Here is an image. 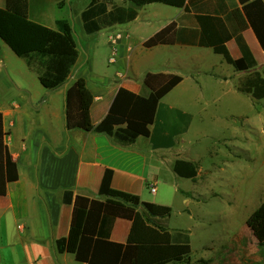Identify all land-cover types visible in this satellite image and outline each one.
I'll return each instance as SVG.
<instances>
[{
  "label": "crops",
  "instance_id": "obj_1",
  "mask_svg": "<svg viewBox=\"0 0 264 264\" xmlns=\"http://www.w3.org/2000/svg\"><path fill=\"white\" fill-rule=\"evenodd\" d=\"M27 1L32 21L53 29L57 20L67 19L72 24L78 58L70 77L71 80L83 77L93 95L89 110L93 125L105 117L120 88L148 95L149 89L143 82L146 72L178 74L182 80L158 102L150 135L139 136L128 145H119L104 133L67 129L63 87L46 90L41 84L36 87L23 78L16 82L17 88L11 93L0 81L4 142L18 168V179L8 184L5 195H0V264H85L56 247V241L69 234L73 212V204L63 202V193L72 190L73 197L84 195L104 200L98 192L107 169L113 172L110 182L113 189L138 195L144 202L171 207L170 216L155 219L170 233L187 234L191 248L186 259L175 264H264V247L258 245L253 235L252 240H246L239 231L224 237L222 244L208 240L203 252L193 254L189 229L170 223L174 209L190 214L194 204L213 194L209 185L197 188L195 180L200 169L195 178L181 177L173 169L176 160L199 163L202 158L201 152L192 148L189 136L196 133L195 118L205 115L206 105L202 101L210 102L218 96L210 94L206 99V87L218 86L221 96L242 94L237 85L247 74L236 71L211 48L196 44L200 31L196 17L216 12L215 0H192L187 8L161 3L137 6L129 0H114L116 4L133 7L137 16L91 34L85 32L81 19V12L90 0ZM5 2L0 0V7ZM231 2L223 1L227 5ZM225 22L229 30H239L257 62V69L262 68L264 51L252 28L242 22L241 25ZM170 23L179 30L174 44L144 46L146 39ZM116 33H121L122 38L115 45L117 56L111 63L112 45L108 36ZM1 42L0 68L5 66L2 56L5 43ZM226 46L232 58L240 57L234 38ZM101 48L106 50L103 58L106 66L102 69L97 62ZM23 59L25 67L19 73L27 76L33 72L37 77ZM28 96L36 99L34 108ZM37 101H41L39 108ZM43 107L40 121L36 125L28 124L32 110ZM188 182L191 186L186 188ZM152 183L156 185L155 193L150 192ZM130 228V220L116 218L110 240L125 243Z\"/></svg>",
  "mask_w": 264,
  "mask_h": 264
},
{
  "label": "trees",
  "instance_id": "obj_2",
  "mask_svg": "<svg viewBox=\"0 0 264 264\" xmlns=\"http://www.w3.org/2000/svg\"><path fill=\"white\" fill-rule=\"evenodd\" d=\"M141 6L150 3L181 8L192 0H129ZM215 0L216 12L198 15L199 37L197 45L211 48L236 71L247 72L239 81L237 90L250 95L254 102L264 99V66L257 62L239 30H229L226 21L250 26L264 51L263 0ZM240 5V7H239ZM110 6V8H109ZM220 10V11H219ZM229 10V13H225ZM222 11V12H221ZM220 14H225L221 17ZM137 11L114 0H90L81 12L83 28L87 34L95 33L113 24L132 21ZM179 30L173 23L163 27L144 41L145 47L171 45L178 40ZM234 38L240 57L232 58L226 42ZM0 39L17 56L25 58L28 67L35 71L39 83L46 90L60 88L66 82L78 58V45L74 28L67 19L56 21V29L32 21L28 15L27 0H6L0 7ZM182 80V76L163 72H146L144 84L148 95L136 94L120 88L105 117L97 125L90 119L93 95L83 77L69 82L65 89V122L67 129H81L104 133L119 145L134 143L139 136L148 137L160 99ZM2 114L0 113V195H5L9 183L18 179V168L4 142ZM174 172L185 178H195V162L176 160ZM112 170L102 177L99 196L73 197L65 190L63 202L73 204L70 230L67 237L56 241L59 252H68L85 264H169L182 263L190 254V240L182 232L170 233L155 218L170 216L172 209L144 202L138 195L113 189L110 186ZM131 221L125 243L110 240L114 220ZM246 225L260 247H264V199L248 216Z\"/></svg>",
  "mask_w": 264,
  "mask_h": 264
},
{
  "label": "rangeland",
  "instance_id": "obj_3",
  "mask_svg": "<svg viewBox=\"0 0 264 264\" xmlns=\"http://www.w3.org/2000/svg\"><path fill=\"white\" fill-rule=\"evenodd\" d=\"M3 45L5 66L0 68V81L4 89L14 93L16 82L23 78L41 87L35 73L27 76L19 73L25 67V60ZM105 53L101 48L97 54L100 69L106 66ZM213 86L206 87L205 98H210V94L218 96L210 102L202 101L206 105L205 115L195 118L196 133L189 136L192 148L202 155L199 163H195L200 169L196 186L209 185L213 194L194 204L190 214L174 209L170 220L173 225L189 229L193 254L203 252L208 240L222 244L224 237L239 231L244 239L252 240L246 219L264 199V99L254 102L243 93L221 96L220 88ZM27 98L34 108L36 99ZM37 102L39 108L41 101ZM32 113L28 124L36 125L44 115V107ZM184 186L190 187L191 183Z\"/></svg>",
  "mask_w": 264,
  "mask_h": 264
},
{
  "label": "built area",
  "instance_id": "obj_4",
  "mask_svg": "<svg viewBox=\"0 0 264 264\" xmlns=\"http://www.w3.org/2000/svg\"><path fill=\"white\" fill-rule=\"evenodd\" d=\"M122 38V34L121 33H116V34H112L108 36V40L111 43L112 47H111V52H110V57H109V62H114L115 57L117 56V48H116V44L117 41L119 39ZM150 192L151 193H155L156 192V185L154 183H152L150 186Z\"/></svg>",
  "mask_w": 264,
  "mask_h": 264
},
{
  "label": "water",
  "instance_id": "obj_5",
  "mask_svg": "<svg viewBox=\"0 0 264 264\" xmlns=\"http://www.w3.org/2000/svg\"><path fill=\"white\" fill-rule=\"evenodd\" d=\"M71 78H72V76L66 82H64V84L61 87H63L64 89H66V87L69 84ZM65 117H66V114H65Z\"/></svg>",
  "mask_w": 264,
  "mask_h": 264
}]
</instances>
